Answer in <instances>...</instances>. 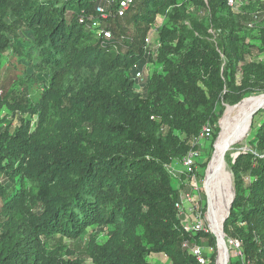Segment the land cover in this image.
Listing matches in <instances>:
<instances>
[{
    "label": "trees",
    "instance_id": "obj_1",
    "mask_svg": "<svg viewBox=\"0 0 264 264\" xmlns=\"http://www.w3.org/2000/svg\"><path fill=\"white\" fill-rule=\"evenodd\" d=\"M121 1L0 0V115L21 116L13 134L0 119V264H149L151 254L199 264L182 244L216 246L175 214L180 193L193 192L194 163L176 181L167 168L193 150L199 157L216 104L264 93V63L244 59L227 0L186 2L208 9L222 34L229 28L220 46L192 35L177 0H132L119 16ZM163 17L153 54L149 33ZM246 141L229 162L223 231L244 261L264 264V119ZM89 228L106 242L89 237L79 255L61 245Z\"/></svg>",
    "mask_w": 264,
    "mask_h": 264
},
{
    "label": "rangeland",
    "instance_id": "obj_2",
    "mask_svg": "<svg viewBox=\"0 0 264 264\" xmlns=\"http://www.w3.org/2000/svg\"><path fill=\"white\" fill-rule=\"evenodd\" d=\"M239 1L240 4L242 3L241 7H233V9H230L223 16L227 15L229 20H233V19L236 20V17L239 18V19L237 18L238 24H235L233 26V29H234V34L238 40V46L241 50V53L244 56V59H247L251 62L264 63V43L262 38V33L264 32V12L262 13L261 5H260L261 2H263L264 0H239ZM186 2L187 0H177V3L179 5L181 4L183 6L184 4L186 5L185 8L186 15L190 18V20L187 21V24L189 26L192 35L199 36L200 38H202L204 42L216 46H220L223 38H228L229 28L224 30L222 34L221 31L217 29L216 25L212 23L211 13L208 9L193 7ZM254 16H258V20L255 21V24L253 25L252 28H249L248 25L251 20H247V19L253 18ZM167 21L168 20L166 17L160 18L157 23L159 24V26L157 28H153L149 33L148 48L149 50H151L153 54L156 52V48L160 46L158 40L159 29L160 27L165 25ZM193 23H195V25L199 27L200 31L195 30ZM236 78L238 81L240 80L239 73L237 74ZM136 79H137L136 89L137 91H140L141 86L145 83V73L142 72L140 76L137 75ZM261 96H264V93H250L248 96L243 97L235 105H229L223 102H219L218 104L215 105L216 117L214 119V125L211 126L212 130L215 132L213 141L211 144L210 142H203V145L200 146L199 149L200 155L193 162L195 167L194 171L192 172L190 177L188 176L185 178L186 185L190 186L191 190L193 191L192 192L193 195L196 196L198 211H200L201 216L205 218L206 225L209 226V228H211L210 233L213 236L215 235L214 234L215 231L212 229V226L209 221L210 194L208 189L207 171L209 170V165L214 155L213 153L215 151L214 149H215L216 141L220 136L224 122H226V120L228 121L231 118L237 116L239 113L244 111V109L248 108L250 105L257 102L258 98ZM0 119L2 121L1 122L2 129L8 128L9 132L12 134L15 133L16 130L20 127L21 116L19 114H11L7 110H3L1 112ZM263 119H264V114H262L259 111L255 112L252 117V122H251V126L249 127V130L245 132V134L243 135L244 137L242 136L238 141L230 145V147L225 152L221 160L219 168L220 170H222V175H224V178L222 175H221L222 179L216 178L215 185L221 194H223L224 196L226 195L225 197L229 198V202L231 201L234 195V178L230 170V163L234 161L237 155L249 150V145L246 141V138L249 135L254 134L255 129L262 123ZM183 160L175 161L167 168L168 173L175 181L179 180V178L182 175V169L184 168ZM206 160H208V163L202 166L203 162ZM245 180L248 181V178H246ZM182 193L184 192H181L180 195ZM203 208L204 210L201 211V209ZM183 217L185 218V216ZM89 237H94L96 239L97 244H104L106 242L105 236L103 235V232L99 228H89L86 231V234L82 238H80V240L74 243L69 240H62L61 245L71 249L77 248L78 249L77 255H79L80 252H82V250L87 246ZM47 243L49 244V246H52V244L55 243V240H50ZM204 244L205 241H202L201 244H196V245L203 248L205 253L206 252H210L209 254L212 253L209 256L210 258L212 256H215L214 263L216 264L217 247L216 246L208 247ZM209 249H212L213 252H211V250ZM230 257L233 262H236L238 259L234 251H230ZM148 262L149 264H169L167 257L163 254H151L148 257ZM87 263H89L88 260Z\"/></svg>",
    "mask_w": 264,
    "mask_h": 264
},
{
    "label": "built area",
    "instance_id": "obj_3",
    "mask_svg": "<svg viewBox=\"0 0 264 264\" xmlns=\"http://www.w3.org/2000/svg\"><path fill=\"white\" fill-rule=\"evenodd\" d=\"M132 0H122L120 2V7L118 10V15L122 16L124 11L127 9V7L131 4ZM239 0H227L228 6L233 7H239L242 5V3H239ZM99 12H102L101 9H99ZM258 20V16H254L253 22H251L248 26L249 28H252L255 24V21ZM106 36H108L106 34ZM140 76V74L138 75ZM212 134V128L209 124L205 125L202 128V131L199 135V143L203 144V142H208L211 139ZM198 153L197 151L193 150L189 152V154L184 158L183 164L185 168H190L192 166L194 160L196 159ZM197 207V201L196 196L193 195V193H182L179 197V201L175 204V214L176 217L180 220V224L182 226V229L190 234H197V233H204L208 234L211 232V228L206 225L205 218L201 216V212L198 211ZM185 216V218L183 217ZM184 219H183V218ZM205 217V216H204ZM217 242V241H216ZM182 247L188 251V253L193 256L199 264H207L208 260L210 258L209 254L210 252L204 251L203 248L196 244H190L189 242H184L182 244ZM216 254H217V263H219V259L222 255V247L218 244L216 245ZM224 248L227 251V263H235L232 261L230 257V251H234L236 254V257L238 258L236 262L239 264H251L250 262H246L243 259V255L241 253V244L238 240L229 239L225 236L224 239ZM211 252H213L212 249ZM223 262V260H222Z\"/></svg>",
    "mask_w": 264,
    "mask_h": 264
},
{
    "label": "bare ground",
    "instance_id": "obj_4",
    "mask_svg": "<svg viewBox=\"0 0 264 264\" xmlns=\"http://www.w3.org/2000/svg\"><path fill=\"white\" fill-rule=\"evenodd\" d=\"M260 107H264V96L259 97L257 102L244 109V111L239 113L237 116L231 118L228 121L226 120V122L223 124V128L221 127L222 131L216 141L214 149L215 151L213 153L214 155L212 161L210 162L209 170L207 171L208 189L210 194L209 221L212 229L216 233L219 232L223 218L227 214V208L229 205V198H226V195L224 196L221 194L215 185L216 178L222 179V176L224 178V175H222V170L219 168L221 160L230 145L238 141L245 134V132L249 130L252 121L251 115ZM223 252L225 251L222 250V255L218 264H224L223 262L225 261V256Z\"/></svg>",
    "mask_w": 264,
    "mask_h": 264
},
{
    "label": "water",
    "instance_id": "obj_5",
    "mask_svg": "<svg viewBox=\"0 0 264 264\" xmlns=\"http://www.w3.org/2000/svg\"><path fill=\"white\" fill-rule=\"evenodd\" d=\"M260 109H264V107H260V108H258L257 110H255L253 113H252V117H253V115H254V113L255 112H257V111H259ZM233 198V197H232ZM231 203H232V199H231V201L229 202V205H228V208H227V214H226V216L223 218V221H222V224H221V227H220V229H219V232H215L214 234V236H215V239H216V241H217V245L219 244L221 247H222V250L223 251H225V252H223L224 253V256H225V261L223 262L224 264H226L227 263V251L225 250V248H224V239H225V234H224V231H223V225H224V223H225V221L227 220V218H228V216H229V210H230V208H231ZM213 233V232H212Z\"/></svg>",
    "mask_w": 264,
    "mask_h": 264
}]
</instances>
